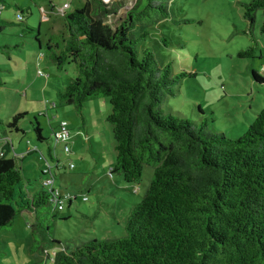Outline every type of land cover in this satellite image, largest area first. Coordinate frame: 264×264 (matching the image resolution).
I'll use <instances>...</instances> for the list:
<instances>
[{
	"label": "trees",
	"instance_id": "16d2710c",
	"mask_svg": "<svg viewBox=\"0 0 264 264\" xmlns=\"http://www.w3.org/2000/svg\"><path fill=\"white\" fill-rule=\"evenodd\" d=\"M170 1L133 0L121 17L126 0H85L63 15L67 38L53 37L54 45L46 46L58 70L73 64L77 71L57 94L61 105L81 111L91 100H109L106 121L116 153L109 174L138 184L143 168L153 169L145 196L126 220L124 237L94 239L70 251L54 242L52 255L46 254L52 264H264V107L235 139L208 132L206 121L196 124L164 112L162 106L185 74L173 75L171 66H162L144 44L150 31L169 18ZM4 9L1 4L0 12ZM259 10L264 35V0L244 5L243 18L252 27ZM252 76L264 83V77ZM23 117L15 115L6 128L19 132ZM34 130L44 141L39 123ZM8 140L0 157V232L12 228L20 214L33 215L30 250L35 253L41 220L57 213L53 192L41 184L42 168L36 187L25 182L20 164L35 152L13 155Z\"/></svg>",
	"mask_w": 264,
	"mask_h": 264
},
{
	"label": "rangeland",
	"instance_id": "374dc122",
	"mask_svg": "<svg viewBox=\"0 0 264 264\" xmlns=\"http://www.w3.org/2000/svg\"><path fill=\"white\" fill-rule=\"evenodd\" d=\"M84 1L0 2L5 6L0 20L7 23H0V45H8L0 49V138L11 139L17 152H26V147L35 152L20 164L26 183L36 187L41 168L50 166L53 189L63 198V210L41 220L44 229H37L40 248L35 253L30 250L34 244L30 225L36 224L33 215L20 214L12 228L0 232V264H52L46 254L52 255L54 242L70 251L94 239L124 237L126 220L145 196L153 176L148 166L138 184H127L120 175L109 174L116 153L106 121L111 112L108 99L91 100L81 111L61 105L57 99L77 71L73 64L58 70L46 46L54 45L53 37L67 38L61 7L68 4L64 13H71ZM101 1L108 4L117 0ZM252 1L169 2V18L150 31L148 44H144L162 66H171L173 75L185 74L175 86L174 96L162 106L165 113L196 124L206 121L208 132L232 139L246 132L264 107V83L255 82L252 76L254 72L264 77L262 11L256 13L252 27L243 18V6ZM125 3L121 17L133 0ZM17 14L23 18L20 23ZM27 27L33 32L29 34ZM250 49V57L239 56ZM17 114L25 115L17 125L21 130H8L6 123ZM36 122L42 129V142L36 138ZM63 122L69 136L65 143H59L51 129L56 132Z\"/></svg>",
	"mask_w": 264,
	"mask_h": 264
},
{
	"label": "built area",
	"instance_id": "2783aa9c",
	"mask_svg": "<svg viewBox=\"0 0 264 264\" xmlns=\"http://www.w3.org/2000/svg\"><path fill=\"white\" fill-rule=\"evenodd\" d=\"M69 8V5L68 4H64L61 9H60V13L62 15H64V11L67 10ZM16 20L18 22L22 21L23 18L20 14H17L16 16ZM69 136V133L67 131V128H66V123H61L60 126L58 127L57 131L54 132L53 134V137L55 139L56 142H59V143H65L67 138ZM2 138H0V157L3 156V151L1 150L2 149V145L4 146L5 144H8L10 143L9 140L7 141H4V140H1ZM64 151L66 153H69V149L68 147L65 146L64 148ZM15 155V154H13ZM43 158L42 156L40 157L39 161H42ZM58 170V169H57ZM42 171H43V178L41 180V184L44 188H46L47 190H49L50 192H53L52 195V200H51V203H52V206H53V210L55 212L57 211H61L63 210V198L58 194V191L57 190H54L53 189V172H52V169H50V166H46L44 168H42Z\"/></svg>",
	"mask_w": 264,
	"mask_h": 264
},
{
	"label": "crops",
	"instance_id": "0c3cea01",
	"mask_svg": "<svg viewBox=\"0 0 264 264\" xmlns=\"http://www.w3.org/2000/svg\"><path fill=\"white\" fill-rule=\"evenodd\" d=\"M0 46H1V45H0ZM3 46H8V45L3 44ZM18 129H19V128H18ZM19 130H21V129H19ZM51 130H52V132H54L55 129L52 128ZM42 137L44 138L43 135H42ZM12 145H13V152H14L13 154H15V155H17V156H21L22 154H24V153H26L27 151H29L28 148L26 147V149H27L26 152H24V153L17 152V150L14 148V143H13V141H12ZM25 161H26V160H25ZM25 161H24V162H25Z\"/></svg>",
	"mask_w": 264,
	"mask_h": 264
}]
</instances>
